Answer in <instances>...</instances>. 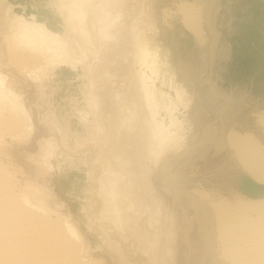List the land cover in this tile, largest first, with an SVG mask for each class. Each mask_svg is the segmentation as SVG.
Segmentation results:
<instances>
[{
  "label": "bare ground",
  "instance_id": "obj_1",
  "mask_svg": "<svg viewBox=\"0 0 264 264\" xmlns=\"http://www.w3.org/2000/svg\"><path fill=\"white\" fill-rule=\"evenodd\" d=\"M51 3L60 30L35 0H0V264H264V99L217 73L233 53L222 0ZM77 65L85 137L45 101ZM119 74L155 88L134 104ZM152 90L169 114L147 105ZM58 150L85 161L78 210Z\"/></svg>",
  "mask_w": 264,
  "mask_h": 264
},
{
  "label": "rangeland",
  "instance_id": "obj_2",
  "mask_svg": "<svg viewBox=\"0 0 264 264\" xmlns=\"http://www.w3.org/2000/svg\"><path fill=\"white\" fill-rule=\"evenodd\" d=\"M9 1L12 3H16L17 0ZM35 1L38 3V10L43 14V16H45V14L48 16L49 14L53 29L60 30L61 27L60 25H58V23L60 22V17L53 6L54 3L52 4L51 0ZM222 2L223 9L221 10L220 19L218 21V28H222L223 31L226 30L227 37H230L228 38L231 41L233 53L230 61L226 64H222L218 68L217 73L224 72V67L226 65L227 71L223 76V85H238L241 88L243 87L247 89L250 93L264 99V0H222ZM229 6L231 7L230 11L234 13L232 22L228 19V17L222 15L223 12L227 13L228 8L226 10V7ZM13 9L17 12L20 11L19 6L14 7ZM30 11L31 8L27 7V9L25 10V14H28ZM230 22L233 27L232 30H229ZM69 67L70 66H64L62 70L57 69V76L49 80L47 87L45 88V101H47L48 99V101L46 102L47 107L50 110L52 109L51 111L55 113L57 123L60 124L61 127H66V129L73 131V133L77 137H85L86 130L77 121L74 109H71L75 104H77V107L82 106L83 102L81 101L80 90L82 88V82L85 79H83L81 76V74L83 73L81 71L80 65L75 66V70L72 67H70L69 69ZM119 75L121 79H126L127 88H130L129 93H132L131 97L134 99V104H137V99L140 93L142 95L145 94V91L149 85L150 87H154L152 83L150 84L148 82V78L146 76H143L142 74L137 75L135 82H131L130 80L127 81L125 75ZM134 83H136V86H133ZM135 87H138V89ZM153 91L154 90L149 92L150 100L148 101L149 103H147V105L153 106L155 102H163L161 104L164 105L163 111H165L166 114H169L166 109L167 104L164 101L163 97H161L159 93H156L152 96ZM127 94L128 91H124L123 94L117 96L116 102L118 105L122 106L125 98L124 96H126ZM129 106L130 104H127L123 111L124 115L126 116V120H128L130 112L132 113V111H134L132 118L135 115V109L132 108L133 110H131ZM136 110L140 115L142 114L143 124L147 125L150 122L151 118L146 109H139V107H137ZM173 112L175 113L174 110ZM168 118L172 119L173 122H177L180 125L183 123V117L173 115L168 116ZM131 128L133 130L130 129V127L127 128L126 137L130 136V131H132L135 137H139L142 135V127H140V125H131ZM155 135L156 134H154L153 136ZM73 137L74 136H69L68 140V142L70 141L69 143H71V146L75 144V138ZM151 137L152 135H150L148 138ZM155 139H157L156 136ZM155 139H153L152 141L151 139H149V144H152L151 142H156ZM57 161L60 162L59 169L61 170L60 173L63 177L61 179L62 184L67 191L66 195L69 194L67 195V198L71 202H74L73 204L76 206V210H78L84 199V194L82 193L85 186L86 177V167L84 165L85 161L83 160L82 163L80 157L78 158L76 157V155H68L67 158H64L62 157L60 150L57 151Z\"/></svg>",
  "mask_w": 264,
  "mask_h": 264
}]
</instances>
